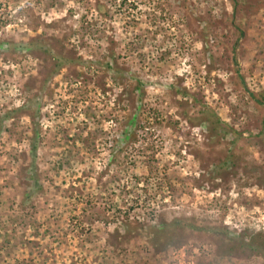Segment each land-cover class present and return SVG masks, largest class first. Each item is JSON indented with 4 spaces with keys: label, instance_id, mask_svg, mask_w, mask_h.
<instances>
[{
    "label": "rangeland",
    "instance_id": "1",
    "mask_svg": "<svg viewBox=\"0 0 264 264\" xmlns=\"http://www.w3.org/2000/svg\"><path fill=\"white\" fill-rule=\"evenodd\" d=\"M247 8L0 0V264H264V0Z\"/></svg>",
    "mask_w": 264,
    "mask_h": 264
},
{
    "label": "trees",
    "instance_id": "2",
    "mask_svg": "<svg viewBox=\"0 0 264 264\" xmlns=\"http://www.w3.org/2000/svg\"><path fill=\"white\" fill-rule=\"evenodd\" d=\"M231 2H232V5H233V8H234V10H235V12H240L242 15L244 14V12H245V10L246 9H248L247 7H248V3H249V0H230ZM250 8V7H249ZM97 9H98V11L101 13V15H107L108 14V11L106 10V8L104 7V6H98L97 7ZM245 19V18H244ZM239 35H243V32H239ZM31 46H37L36 45V43L35 42H32L31 44H30ZM114 58V57H113ZM66 59H63L62 61H61V63H59L56 67H55V70H54V72L56 73V72H58V70H59V68H60V66H62V64H63V62L65 61ZM116 60V59H115ZM116 71L115 72H117V73H123L124 74V72L121 70V69H119V68H117V69H115ZM54 73V74H55ZM136 88H140V85H136ZM252 98L253 99H255L257 102H259V103H261V104H263V106H264V101H262L261 99H259V98H257L256 97V95L255 94H253V96H252ZM26 108V106H21V107H19L18 109H20V110H22V109H25ZM27 110H29V109H27ZM5 117V116H4ZM3 117H0V134L2 133V130H3V126H4V123H3ZM219 124H221V121H218L217 122V124L216 125H219ZM130 125L131 126H134L135 125V127H138V124L136 123V119L135 118H133L131 121H130ZM131 128V127H130ZM216 128H217V126H216ZM135 129V128H134ZM130 129H126L123 133H122V138H123V141L124 142H126L127 141V138H129V136H130V134H132V132L131 131H129ZM225 131H226V129H225ZM35 132H37V131H35ZM235 131H234V129H231L230 130V133L233 135V134H235L234 133ZM123 141H121V142H118V141H116L115 143H116V145H117V148H119L121 145H122V143H124ZM36 142H33L32 143V148H33V151H35L36 150ZM29 177H30V179H32V181H34L35 179V173H33L32 171H31V173H30V175H29ZM255 243L257 244V245H253L254 243L253 242H251V243H249L250 244V249H252V250H256V251H258V252H261V254H264V239L260 242V243H258V242H256L255 241Z\"/></svg>",
    "mask_w": 264,
    "mask_h": 264
}]
</instances>
